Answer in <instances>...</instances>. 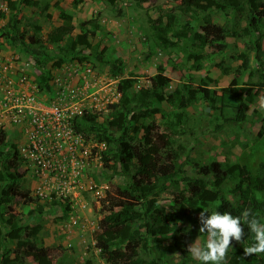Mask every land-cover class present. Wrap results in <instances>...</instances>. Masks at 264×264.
Listing matches in <instances>:
<instances>
[{
    "label": "rangeland",
    "instance_id": "1",
    "mask_svg": "<svg viewBox=\"0 0 264 264\" xmlns=\"http://www.w3.org/2000/svg\"><path fill=\"white\" fill-rule=\"evenodd\" d=\"M27 1L34 5L24 4L23 0H0V57L21 68L22 75H26L35 85L43 100L49 102L57 99L63 89L59 84H70L76 92L75 99L83 101L86 108L90 107L85 114L94 117L97 125L106 126L112 105L119 102L117 85L120 79L113 75L110 64L120 66L122 77L135 79L141 88L146 87L149 79L159 73L170 80L164 88L166 96L174 94L180 102L158 103L156 106L161 112L143 125L153 126V132L175 140L174 147L181 145L184 153L179 163L183 165L184 175L195 174L198 169L196 162L208 165L212 159L223 165L238 163L251 169L259 162H264V87L259 85L260 75L264 71L259 66L260 61L264 62V23L256 33V42L251 45L242 33L246 25L244 15L236 13L234 16L228 9L227 12L208 9L206 15L211 26H221L223 31L229 30L236 36H224L221 54L211 55L212 47H205L201 54L202 70L195 71L194 60L188 58L192 51L188 41H180L174 48L163 50L149 28L148 18L156 19L165 13H176L184 20L190 15L189 9L179 2ZM223 1L229 2L233 8L239 0ZM9 3L14 5V10L10 9ZM195 25L200 31L199 20ZM57 28H66L69 34L61 42L52 44L47 34ZM20 33L24 45L19 40L11 41L12 35ZM82 33L88 35L92 48L77 46L75 51L70 50L67 39L75 40ZM32 38L38 39L39 44H32ZM241 54L249 57L248 70L244 72L242 68L238 69L242 65ZM96 56L101 60H96ZM83 57L87 59L82 60ZM87 69L90 72H86ZM41 76L48 80L49 91L38 86ZM233 79L237 80V89L243 98L248 95L247 91H251L250 102H243L247 105V120L242 123L234 121L230 125L223 123V128L216 131L215 125L223 122L214 119L219 114L207 110L201 100L187 103L188 90L206 87L202 84L205 81L208 82L207 88L216 91L215 95L221 97L223 93L220 89L230 87ZM217 101V107L224 105L226 114L233 115V108L237 104L235 98L221 97ZM167 123H173V126L169 127ZM184 129L185 134L182 133ZM109 130L119 133L116 129ZM7 135L10 145H13V141H21V136L17 137L16 131L12 129L7 130ZM130 135L134 137L133 145H138L145 132L141 130L137 135ZM85 142L94 152L86 160L85 177L81 179L83 188L76 200L54 194L38 197L36 188L41 181L32 174L26 161L22 158L17 160V173L22 175L18 189L33 200L27 203L16 198L12 203L13 211L20 227L40 226L37 237L25 240L45 248L52 264H107L94 246L97 223L104 216L101 212L102 203L109 196H116L118 188L122 189L127 184L128 177L109 168L114 167L113 161L108 166L102 162V152L107 150L106 143L98 142L91 134L87 135ZM10 145L0 147V161ZM175 192L172 187H168L166 191L160 192L156 201L166 213H174L180 218L176 226L177 234L151 237L143 245V253L149 254L148 258L157 264H182L184 259H188L189 264H200L201 261L187 251L194 242L199 246L206 243L207 234H198L202 226L198 218L200 213L179 214L174 202ZM205 213L211 214L209 211ZM193 230L195 233H191ZM186 232L191 236H186ZM157 238L161 242H157ZM15 245L14 241L4 236L0 254L6 253L13 259ZM226 262L227 258L223 264ZM25 264L35 263L26 259Z\"/></svg>",
    "mask_w": 264,
    "mask_h": 264
},
{
    "label": "trees",
    "instance_id": "2",
    "mask_svg": "<svg viewBox=\"0 0 264 264\" xmlns=\"http://www.w3.org/2000/svg\"><path fill=\"white\" fill-rule=\"evenodd\" d=\"M107 1L113 3L115 0ZM172 1L188 8L190 15L184 20L176 13H165L156 19L148 18L149 28L158 46L163 50L174 48L180 41L183 43L188 41L192 46L188 58L194 60L195 71L202 70L201 54L205 47H212L211 55L221 54L224 36H236V33H229V30L223 31L221 26H211L206 15L208 9L225 12L228 9L234 16L236 13L244 15L246 25L242 28V33L246 35L248 44L251 45L256 42V33L264 23V0H239L233 8L229 2L223 0ZM23 3L34 5L27 0H23ZM9 5L10 9L14 10V5L12 3ZM198 20L200 31H197L195 25ZM68 34L66 28H57L48 33L47 38L50 43L56 44ZM17 40L24 45L21 33L17 36L12 35L11 41ZM31 41L32 44H39L38 39L32 38ZM67 44L72 51H75L77 46L92 48L88 35L84 33L79 34L75 40L67 39ZM239 57L242 58V65L238 69L242 68L244 72L248 70L249 57L246 54ZM84 59L87 57L82 58ZM96 60L100 61L101 58L96 56ZM260 62L259 66L264 69V62ZM110 70L120 79L117 85L120 100L112 105L106 126L97 125L96 119L86 114L75 119V129L84 138L91 134L98 142L106 143L107 150L102 152L101 158L104 165L108 166V163L113 161L114 167L109 168L118 170L121 175L128 177L125 187L118 188L116 196H109L102 203L101 212L104 216L97 223L94 246L107 264H157L148 258L149 254L143 253V245L151 237L177 234L176 226L180 218L174 213H166L163 208L158 207L156 201L160 192L166 191L168 187L176 191L174 202L176 209L180 211L179 214L227 211L233 216H240L247 209L264 223V162H259L251 169L238 163L223 165L212 159L208 165H199V162H196L198 169L195 174L184 175L183 165L179 163V158L184 153V150L181 151V145L174 147L175 140L162 133L153 132V126L143 125L146 120L161 112L156 106L158 103L180 102L174 94L166 96L164 92L170 80L157 73L149 79L146 87L134 91L135 79L123 78L122 68L116 63L110 64ZM47 81L41 76L38 86L49 91ZM202 84L206 87L188 90L186 102L201 100L207 110L217 112L219 115L214 119L223 122L215 125L216 131L223 128V123L230 125L234 121L242 123L247 120V105L243 102H250L251 91H247L248 95L243 98L237 89L235 79L230 82V87L220 89L223 93L221 97H232L237 102L232 111L233 115L228 116L224 111V105L216 106L218 98L221 97L215 95L216 91L207 88L208 82L202 81ZM259 85L264 87V71L260 75ZM167 125L170 127L173 123ZM109 129L119 130V133ZM141 130L145 132L143 140L139 141L138 145H133L134 137L130 134L137 135ZM182 133H186L185 129ZM7 138V132L1 131L0 147L10 145ZM10 146L0 161V246L4 236L9 241H14L16 245L12 250L14 258L10 259L6 253L0 254V264H25L26 259H31L35 264H52L49 252L45 248L25 240L37 237L40 226L20 227L13 211L12 203L16 198L27 203L33 199L18 189V181L22 175L17 173L19 167L17 160L21 157L16 146L14 144ZM243 227L244 237L241 242L232 241L227 252L226 264H264V253L244 257L243 249L255 241L254 234L247 225ZM198 234L202 233L198 230ZM185 235L191 236L187 232ZM156 241L161 242L158 238ZM182 262L189 264L188 259Z\"/></svg>",
    "mask_w": 264,
    "mask_h": 264
},
{
    "label": "built area",
    "instance_id": "3",
    "mask_svg": "<svg viewBox=\"0 0 264 264\" xmlns=\"http://www.w3.org/2000/svg\"><path fill=\"white\" fill-rule=\"evenodd\" d=\"M22 71L0 57V132L12 129L21 136L16 150L41 181L38 197L54 194L76 200L83 188L86 160L94 150L76 131L75 119L90 107L75 99L70 84H59L63 89L57 99L43 100Z\"/></svg>",
    "mask_w": 264,
    "mask_h": 264
},
{
    "label": "clouds",
    "instance_id": "4",
    "mask_svg": "<svg viewBox=\"0 0 264 264\" xmlns=\"http://www.w3.org/2000/svg\"><path fill=\"white\" fill-rule=\"evenodd\" d=\"M137 85L140 84L136 83L134 89H141V87L136 88ZM117 96L120 100L118 91ZM15 142L13 141V144L16 146L18 143ZM198 218L202 225L199 232L206 233L207 240L203 246H199L195 242L192 243L187 251L202 264H223L232 241H242L244 237L243 225H247L254 234L255 241L254 244L243 249L244 257L264 253V223L260 222L250 210H244L240 216H233L227 211L223 213L213 211L211 214L201 211Z\"/></svg>",
    "mask_w": 264,
    "mask_h": 264
}]
</instances>
